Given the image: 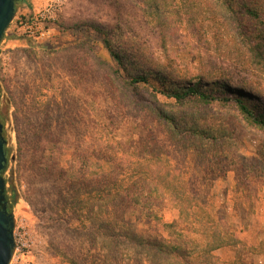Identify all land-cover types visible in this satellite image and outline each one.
<instances>
[{"label": "trees", "instance_id": "obj_1", "mask_svg": "<svg viewBox=\"0 0 264 264\" xmlns=\"http://www.w3.org/2000/svg\"><path fill=\"white\" fill-rule=\"evenodd\" d=\"M139 1L164 58H170L171 45L179 38L193 40L196 45L204 44L210 36L224 38L229 42L222 52L224 62L246 76L234 78L211 64L179 72L173 60L148 56L146 48L122 26L45 24L46 30L99 43L110 58L107 82L118 94L125 97V93L133 95L145 89L151 96L150 104L143 98L136 104L132 117L125 112L133 108L123 106L119 121L122 139L93 137L79 145H44L42 170L58 188L55 214L67 221L81 244L98 248L109 262L114 257L131 264H220L214 252L231 248L236 253L231 264H248L242 253L254 250L264 254V239L258 248H247L230 231L225 215L214 217L204 210L209 204L210 184L227 172L234 175L236 194L246 199L257 196L264 184V141L255 156L247 158L236 151L226 120L193 112L189 105L232 104L248 125L264 132V90L249 78L264 76V0ZM18 5L28 8L21 18L29 22L34 14L30 0H17L15 11ZM128 31L136 33L132 28ZM196 45L193 48L199 50ZM161 100L172 106L165 107ZM2 119L0 112L3 135ZM65 147L70 155L63 166ZM4 152L7 162L2 177L10 154L7 143ZM5 185V202L12 214L19 197L13 187L7 190ZM167 197L179 211L171 223H164L159 214ZM196 211L204 212L206 220L195 221ZM138 225L146 230L139 231ZM189 232L199 239L184 241ZM80 243L72 248L65 243L54 246L63 264H83L77 247Z\"/></svg>", "mask_w": 264, "mask_h": 264}, {"label": "rangeland", "instance_id": "obj_2", "mask_svg": "<svg viewBox=\"0 0 264 264\" xmlns=\"http://www.w3.org/2000/svg\"><path fill=\"white\" fill-rule=\"evenodd\" d=\"M141 8L139 0H65L54 22L65 27L91 23L110 29L122 26L125 33L146 48L148 56L164 61L166 57L158 50L155 30L142 16ZM27 12V7L18 5L15 17ZM10 28L11 24L0 41V112L3 137L10 153L3 178L7 182L5 188L13 187L19 197L12 213L16 221L14 236L19 245L27 246L23 256L21 251L14 252L10 264H63L54 246L65 243L72 248L80 242L68 228L67 221L55 214L59 206L58 188L42 170L44 145L48 142L59 143V146L79 145L92 141L93 137L122 139L124 132L119 121L123 106L134 110L142 98L145 104H150L151 96L145 89L133 95L125 93V97L118 94L107 82L109 55L97 42L56 29L48 30L45 37L37 41L15 38ZM128 28H132L136 36ZM227 43L228 39L211 36L201 45L179 38L171 45L173 51L169 59L174 61L179 72L211 64L230 72L234 78L245 77L246 74L224 62L222 52ZM195 45L199 50L193 48ZM249 78L264 90V76ZM161 101L165 107L172 106ZM189 109L208 118L226 120L233 132L236 151L247 158L255 156L259 144L264 141V132L248 125L232 104L221 101L205 106L191 104ZM133 110L125 114L132 117ZM67 148L62 152L63 166L70 155ZM235 186L232 172L213 180L204 212L214 217L225 215L230 231L247 248H258L264 239V184L252 199L236 194ZM165 204L159 214L164 223H171L179 217V211L172 198L167 197ZM204 212L196 211L195 221L206 220ZM138 229L144 231L146 227L138 225ZM160 234L174 241L164 231ZM189 239L198 240L199 237L189 232L183 240ZM77 247L83 254V264H131L114 257L109 262L104 253L88 243H80ZM214 255L220 264L236 260L231 248L218 249ZM242 258L248 264H264V254L254 250L244 251Z\"/></svg>", "mask_w": 264, "mask_h": 264}, {"label": "water", "instance_id": "obj_3", "mask_svg": "<svg viewBox=\"0 0 264 264\" xmlns=\"http://www.w3.org/2000/svg\"><path fill=\"white\" fill-rule=\"evenodd\" d=\"M17 0H0V41L5 30L15 18V2ZM5 139L2 135L0 124V172L3 170L7 159L4 152ZM4 178L0 175V264H10L15 248V224L13 214L7 210L4 197Z\"/></svg>", "mask_w": 264, "mask_h": 264}, {"label": "built area", "instance_id": "obj_4", "mask_svg": "<svg viewBox=\"0 0 264 264\" xmlns=\"http://www.w3.org/2000/svg\"><path fill=\"white\" fill-rule=\"evenodd\" d=\"M65 0H48L41 7L35 9L33 18L27 22L21 17H15L11 23V35L15 38H23L28 40H40L45 37L48 30L44 28L45 24L53 23L60 12ZM15 235V234H14ZM15 253L21 251L22 256L25 254L24 248L26 244L19 245L15 237Z\"/></svg>", "mask_w": 264, "mask_h": 264}, {"label": "crops", "instance_id": "obj_5", "mask_svg": "<svg viewBox=\"0 0 264 264\" xmlns=\"http://www.w3.org/2000/svg\"><path fill=\"white\" fill-rule=\"evenodd\" d=\"M30 3L33 8V11H35V9H38L39 7H41L45 3V1L44 0H31Z\"/></svg>", "mask_w": 264, "mask_h": 264}]
</instances>
